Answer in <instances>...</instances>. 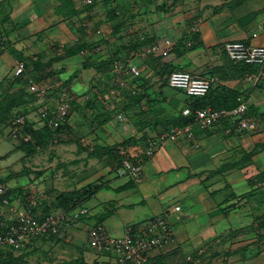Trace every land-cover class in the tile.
I'll use <instances>...</instances> for the list:
<instances>
[{
  "label": "crops",
  "instance_id": "crops-1",
  "mask_svg": "<svg viewBox=\"0 0 264 264\" xmlns=\"http://www.w3.org/2000/svg\"><path fill=\"white\" fill-rule=\"evenodd\" d=\"M92 1L0 0V102L24 92L14 114H22L38 131L43 124L37 109L54 108L60 90L75 95L76 109L92 100V109L75 124L86 127L76 130L84 150L111 157L116 149L123 161L119 150L126 148L143 170L136 178H120L117 166L113 170L107 160L98 182L102 189L79 203L89 214L64 224L56 238L4 251L0 264H121L115 255L89 246L90 230L101 225L119 237L166 217L175 242L154 252L151 264H187L188 249L210 256L246 239L254 243L264 232L257 220L264 215V79L251 82L249 76L260 68L232 62L225 46L241 42L264 47V0ZM18 62L27 67L17 80L13 70ZM118 62L136 65L141 72L135 81L139 99L126 101L125 114L110 91L117 79L134 81L128 73L114 72ZM174 70L209 79V94L196 99L172 89L168 77ZM241 102L247 104L248 117L258 120V131L240 130L230 120L205 131L194 125L192 139L167 140L153 158L143 154L163 132L193 125L186 123L187 113L230 110ZM120 113L123 122L117 119ZM132 138L136 142L127 144ZM18 145L0 130V182L9 186L18 204L29 194L50 204L55 197L50 200L46 193L47 178L26 162L40 151L26 155ZM176 206L179 213L173 211ZM236 262L245 263L241 258Z\"/></svg>",
  "mask_w": 264,
  "mask_h": 264
},
{
  "label": "built area",
  "instance_id": "built-area-1",
  "mask_svg": "<svg viewBox=\"0 0 264 264\" xmlns=\"http://www.w3.org/2000/svg\"><path fill=\"white\" fill-rule=\"evenodd\" d=\"M87 0V4H92ZM225 51L228 58L237 64L250 65L260 68L257 75L249 76V80L255 84L264 79V47L247 46L241 42H230L226 44ZM167 57V52L162 53ZM117 74L131 75L133 84L124 77L117 79L116 83L120 89L110 91L112 99L119 100L122 104L127 101L128 96L138 93V85L135 83L141 77V72L136 65L118 62L114 65ZM26 66L18 62L13 70L14 77L24 74ZM168 85L175 90L184 93L186 96L196 99L204 98L211 90V81L207 78L192 75L186 71H173L168 77ZM75 97L67 91L58 95L55 107L47 108L41 113V120L51 130H57L68 123L72 111V103ZM193 118V125L189 124L184 128L172 129L163 132L157 138L150 140L143 154L147 158H153L159 151L160 146L167 140H179L183 137L192 139L194 125L201 130H210L225 120H230L240 130L256 132L259 128L258 120L248 117L247 104L241 102L236 108L230 110H214L211 108L199 109L195 114L187 113ZM120 122L125 121L123 114H118ZM25 117H15L12 122L10 134L18 137L26 126ZM120 155L124 158L122 165L117 168L116 175L120 178H136L142 170L141 162L130 159L128 149L121 148ZM22 202V201H21ZM38 205L37 198L33 197L28 202L17 203L10 195V188L7 184L0 182V254L9 249L18 252L24 249L31 242L56 235L63 225L69 222L75 223L81 216L89 214V209L78 206L73 212H57L46 215L34 214ZM181 208L176 206L175 213ZM89 246L101 253H109L119 258L121 264H151L154 252L168 247L175 242V231L169 219L157 218L146 221L136 227L127 230L123 236L115 237L108 233L105 227L99 225L89 232ZM200 250L198 253L202 254ZM189 264H201V260L189 255L186 258Z\"/></svg>",
  "mask_w": 264,
  "mask_h": 264
},
{
  "label": "rangeland",
  "instance_id": "rangeland-1",
  "mask_svg": "<svg viewBox=\"0 0 264 264\" xmlns=\"http://www.w3.org/2000/svg\"><path fill=\"white\" fill-rule=\"evenodd\" d=\"M64 91H67L68 93H70V95H73L75 97V95L70 90H64ZM36 92L40 93L41 95L45 93L43 88L42 89L37 88ZM57 97L58 96H56V98ZM56 102L57 99L55 100V104ZM40 108L39 110L37 109L36 112L39 115V121L43 124V126L38 131H34L32 127L29 130H26L27 127L25 126V128L22 129L20 135L18 137H14L13 135L10 134L11 133L10 130L12 126L2 125L0 127V130L2 131L5 130L6 132H8L10 136H12L15 140H17L19 144L18 146L22 151L25 152L26 155H28V153L32 154L33 152L40 151L35 154L34 158L29 159L26 162L27 165L30 164L33 167H36L37 168L36 170H38L37 173H41V175L44 174L45 181L47 178L45 184L47 187L46 193L49 196L50 200L51 198L54 197L56 199L62 194L64 195L70 194V198L71 199L73 198L74 200H78V199L80 200L81 198L85 199L84 196L82 195L83 192L90 185H99L98 182L101 181L100 178L102 176V173L106 171L105 162L110 159V164L108 165H111L112 166L111 168L114 170V168H116V166L118 167L119 164H121L123 161L121 160V158H119L117 154L118 151L116 149L111 150L110 152L111 157H108L109 155H107V153H102L99 151H94V152L92 151L93 152L92 153L88 150H84V148L81 145V139L78 137L80 133L77 134L76 131L78 129L81 130L83 128H86L84 127L85 125L83 123H81L80 128L76 126L79 124L76 122L80 119L81 116H83V112L89 110V109L85 110L83 108L72 109V113L69 120V125L71 127L68 128L64 137L61 135V137L59 138V136L55 135L53 138L45 140V142L40 144V146L29 148L28 147L29 144L34 145V140L36 138H39L40 140V135L46 134V132L50 133L51 131V129L48 128L41 120V113L44 112L47 108H43V109ZM21 115L15 114L13 118L24 117L23 115L22 116ZM27 124L28 122H26V125ZM98 127L99 126L97 125L95 129H98ZM5 141L7 145L10 144L9 141L7 140ZM45 181L43 183H45ZM78 187L79 189H77ZM261 189L264 190V185H261ZM79 192H81V195L78 194ZM262 193L264 195V191ZM73 210L74 208H72L68 212L71 211L73 212ZM57 212H66V211L59 209ZM255 225H257V222ZM254 238H255L254 243H252L251 240L248 239H246L245 241H241V244L236 247L238 249L236 248H232L230 250H224L223 248L216 249L213 252H211L210 256H206V255L204 256V259L202 260V264H236L237 263L236 260L238 258L239 259L241 258L243 262L245 261L244 264H264V232H262L259 235V237H257L258 239L256 237ZM42 239L43 238L39 240ZM32 243L34 242L32 241L31 244ZM29 245L25 246L24 248L28 247ZM251 246L252 248H250ZM6 250L9 249H5V251ZM185 251H189L188 253H190V255H195L200 250L198 249L195 252H191L190 249H188ZM207 252L208 251L204 253L207 254Z\"/></svg>",
  "mask_w": 264,
  "mask_h": 264
},
{
  "label": "trees",
  "instance_id": "trees-1",
  "mask_svg": "<svg viewBox=\"0 0 264 264\" xmlns=\"http://www.w3.org/2000/svg\"><path fill=\"white\" fill-rule=\"evenodd\" d=\"M1 44L2 43H1V40H0V46H2ZM76 51L77 52H80V51H82V48L80 47ZM77 52H73V53L75 54ZM241 65H243L245 67H248V68L255 67V66L244 65V64H241ZM25 66L27 67L26 63H25ZM174 71H177V70H174ZM23 76L24 75L18 77L17 80L18 79H21ZM111 89H117V90H119L120 89V86L115 82L114 83V86ZM63 91L60 90L59 92L61 93ZM16 94L17 95L8 96L4 101L0 102V127L2 125L11 126L12 125V122L14 121V118H13L14 115H15L14 112L16 113V111L18 109L17 107H20V104H21V97H19V96H23L24 95V92L21 93V94H19V93H16ZM131 99H134V100L139 99L138 94H136V95H131L130 94L128 96V99L127 100H131ZM201 99H203V98H201ZM76 103H77V98L75 97L74 102L72 103V109L73 108L74 109L76 108ZM94 104L95 103L92 100H90V105L83 107V109H85V110L92 109V107H93ZM125 104H126V101L123 102L122 105L120 106V109H121L122 113H124V114L127 112V109H128V108L125 107ZM71 113H72V111H71ZM71 113L69 115V119H68V123L67 124L63 125L62 127L58 128L57 130H51V131L50 130H47V131H50V133L49 132H46V134L40 135V140H39V138H36L34 140V145L29 144L28 147L31 148V147H35V146H40V144H42L43 142H45V140L51 139L55 135L61 136L69 128V120H70ZM189 122H193V118L192 117L187 118L186 123H189ZM26 127H27L26 130H29L31 128V126L29 124H27ZM54 132H56V133H54ZM135 142H136L135 141V138H132V139H129L126 143L127 144L129 143L130 144V143H135ZM120 166H121V164H119V166L117 168H119ZM102 187L103 186H101V184H99V185H90L83 192L82 195L84 196L85 199H82L81 198L82 200L81 199L80 200L79 199L78 200H74L73 198L71 199L70 198V194H67V195L62 194L58 198H56L54 201H52L50 204H48V202H47L48 200L47 201H42V199L39 200V201L37 200L38 207L36 208V210H34V214L36 216H38L40 214L41 215H46V214L57 213V211L59 209H61L63 211H66V212L70 211L72 208L76 209L79 206V203L85 201L86 199L91 198L94 194H96L99 190H101ZM78 194L81 195V192H79ZM10 195H11V192H10ZM13 195L14 194L12 192V196ZM25 197L27 199L26 201H24L25 203L28 202V200H30L32 198L31 197V194H29V195H27ZM25 197H23V198H25ZM41 207L43 208V210H42L43 212H41V210H40ZM39 211H40V214L37 213ZM257 220L259 221L258 224L260 223L259 224V228L261 229V231L264 230V215H262ZM261 223H263V224H261ZM66 224L67 225H70V222H69V224L68 223H66ZM60 233H61V230H60V232L58 234L51 235V236H47L46 238H49V237L50 238L51 237L52 238H56ZM205 255L206 254L204 252L202 254L196 253L194 255V257L200 259L201 260V264H202V260L204 259V256ZM186 262H187V260H186ZM64 264H84V262H83V260H79V261L74 262V263H64ZM187 264H189V263L187 262Z\"/></svg>",
  "mask_w": 264,
  "mask_h": 264
},
{
  "label": "bare ground",
  "instance_id": "bare-ground-1",
  "mask_svg": "<svg viewBox=\"0 0 264 264\" xmlns=\"http://www.w3.org/2000/svg\"><path fill=\"white\" fill-rule=\"evenodd\" d=\"M42 208V207H41Z\"/></svg>",
  "mask_w": 264,
  "mask_h": 264
}]
</instances>
